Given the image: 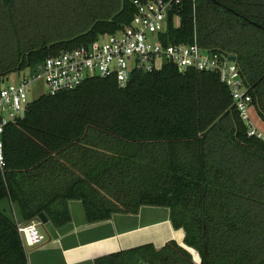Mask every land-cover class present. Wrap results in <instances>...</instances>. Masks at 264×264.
<instances>
[{"label": "trees", "instance_id": "trees-1", "mask_svg": "<svg viewBox=\"0 0 264 264\" xmlns=\"http://www.w3.org/2000/svg\"><path fill=\"white\" fill-rule=\"evenodd\" d=\"M136 11L134 0H0V86L123 30ZM162 38L235 56L252 117L254 110L264 122V0H181ZM3 140L0 264H29L18 225L45 213L64 226L73 199L90 223L168 207L186 232L188 248L147 244L97 264H264V140L248 134L218 73L165 62L134 70L123 87L115 77H92L34 98Z\"/></svg>", "mask_w": 264, "mask_h": 264}, {"label": "built area", "instance_id": "built-area-1", "mask_svg": "<svg viewBox=\"0 0 264 264\" xmlns=\"http://www.w3.org/2000/svg\"><path fill=\"white\" fill-rule=\"evenodd\" d=\"M181 0H134L137 11L131 24L116 33L105 34L88 46H81L48 57L35 73L7 81L0 86V169L7 161L3 135L6 128L23 117L30 99L31 88L36 82H44L47 92L55 95L75 89L86 80L100 76L115 77L120 86H125L134 70L150 72L161 68L165 62L176 64L181 70L215 72L228 85L241 117L248 126V134L264 140V133L256 126L252 114V96L245 87L236 61L225 58L193 43H165L169 13ZM163 60L162 64L159 60ZM19 75V73H14ZM12 74V75H14ZM39 217L21 223L18 229L27 247L43 243L47 237L40 229Z\"/></svg>", "mask_w": 264, "mask_h": 264}, {"label": "crops", "instance_id": "crops-1", "mask_svg": "<svg viewBox=\"0 0 264 264\" xmlns=\"http://www.w3.org/2000/svg\"><path fill=\"white\" fill-rule=\"evenodd\" d=\"M69 209L72 220L66 225L49 220L40 227L47 239L26 248L29 264H97L99 258L147 244L161 249L171 240L187 247L186 232L174 227L168 207L143 205L137 213L117 212L94 223L81 200H70Z\"/></svg>", "mask_w": 264, "mask_h": 264}, {"label": "rangeland", "instance_id": "rangeland-1", "mask_svg": "<svg viewBox=\"0 0 264 264\" xmlns=\"http://www.w3.org/2000/svg\"><path fill=\"white\" fill-rule=\"evenodd\" d=\"M160 63L162 64V59L159 60ZM24 73H21L20 76L19 75H11L10 76V81H12L13 79H18L19 77L22 78L24 77ZM6 84H1V86H4ZM47 92V87L45 85L44 82L40 81V82H36L33 84L32 88H31V92H30V99H34L39 97L40 95L44 94ZM253 120L256 124V126L264 133V123L260 120V117L258 116V114L255 113V111L253 110ZM2 208H6L9 212L13 211L11 205L9 204V202L7 200H4L1 204ZM195 254V258L196 260H198V262L201 261V257L199 255V253L197 251H194Z\"/></svg>", "mask_w": 264, "mask_h": 264}, {"label": "water", "instance_id": "water-1", "mask_svg": "<svg viewBox=\"0 0 264 264\" xmlns=\"http://www.w3.org/2000/svg\"><path fill=\"white\" fill-rule=\"evenodd\" d=\"M230 60L232 61H236V57L235 56H230ZM130 78L132 77V73H130ZM8 79H5L2 81V83H5ZM26 115V112L23 113V117ZM39 219L42 220L43 224H47L49 222V218L47 217V215L45 213H41L39 215Z\"/></svg>", "mask_w": 264, "mask_h": 264}]
</instances>
